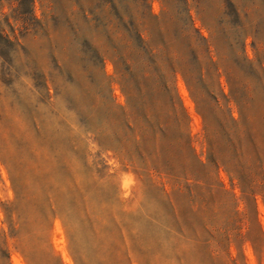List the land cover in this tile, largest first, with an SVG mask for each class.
Returning <instances> with one entry per match:
<instances>
[{
  "label": "rangeland",
  "instance_id": "rangeland-1",
  "mask_svg": "<svg viewBox=\"0 0 264 264\" xmlns=\"http://www.w3.org/2000/svg\"><path fill=\"white\" fill-rule=\"evenodd\" d=\"M0 264H264V0H0Z\"/></svg>",
  "mask_w": 264,
  "mask_h": 264
}]
</instances>
